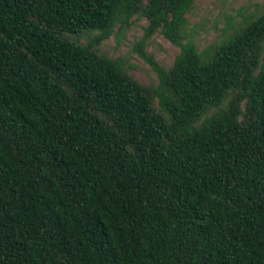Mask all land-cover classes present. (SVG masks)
I'll list each match as a JSON object with an SVG mask.
<instances>
[{"label":"trees","instance_id":"1","mask_svg":"<svg viewBox=\"0 0 264 264\" xmlns=\"http://www.w3.org/2000/svg\"><path fill=\"white\" fill-rule=\"evenodd\" d=\"M193 5L0 0V264H264V1L200 50ZM133 16L156 84L97 48Z\"/></svg>","mask_w":264,"mask_h":264},{"label":"rangeland","instance_id":"2","mask_svg":"<svg viewBox=\"0 0 264 264\" xmlns=\"http://www.w3.org/2000/svg\"><path fill=\"white\" fill-rule=\"evenodd\" d=\"M264 0H194L193 8L186 14L188 27L191 28L190 39L197 49L219 40L224 34L226 21L240 20L262 4ZM146 25L144 18L133 16L124 30L114 29L97 48L99 52L111 58H120L133 78L143 84H156L157 76L151 67L134 51L135 43L143 35ZM90 35L82 36L79 42L85 43ZM145 51L160 66L168 68L178 47L171 44L160 33L155 32L146 41ZM155 104V102H154Z\"/></svg>","mask_w":264,"mask_h":264}]
</instances>
